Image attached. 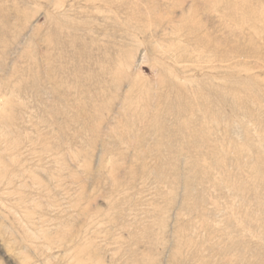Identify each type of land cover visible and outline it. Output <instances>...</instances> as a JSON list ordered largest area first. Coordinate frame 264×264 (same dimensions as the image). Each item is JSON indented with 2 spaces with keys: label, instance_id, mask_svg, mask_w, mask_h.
<instances>
[{
  "label": "rangeland",
  "instance_id": "rangeland-1",
  "mask_svg": "<svg viewBox=\"0 0 264 264\" xmlns=\"http://www.w3.org/2000/svg\"><path fill=\"white\" fill-rule=\"evenodd\" d=\"M0 264H264V0H0Z\"/></svg>",
  "mask_w": 264,
  "mask_h": 264
}]
</instances>
